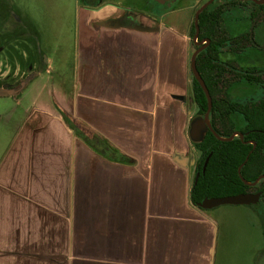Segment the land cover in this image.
<instances>
[{"label":"crops","instance_id":"crops-1","mask_svg":"<svg viewBox=\"0 0 264 264\" xmlns=\"http://www.w3.org/2000/svg\"><path fill=\"white\" fill-rule=\"evenodd\" d=\"M181 11L81 10L71 103L56 105L133 163L100 157L57 108H36L0 165V264H216L218 222L190 202L196 165L175 160L197 161L194 21L165 22Z\"/></svg>","mask_w":264,"mask_h":264},{"label":"rangeland","instance_id":"rangeland-1","mask_svg":"<svg viewBox=\"0 0 264 264\" xmlns=\"http://www.w3.org/2000/svg\"><path fill=\"white\" fill-rule=\"evenodd\" d=\"M197 1L199 0H175L160 5L153 0H0V45L7 47L6 40L10 38L8 33L12 28L15 32L13 37L28 40L33 51L43 55L46 61L45 72L38 76L36 70H23L17 60L11 66L6 60L0 59L1 77H7L10 73L15 85L8 95L0 97V165L7 157L21 127L36 108L53 111L57 108L56 101L71 103V89L76 81L79 54V20L83 8L108 3L148 16H158L170 8H177L183 10L182 13L168 17L165 22L172 21L182 27L190 20L193 22L197 9L209 0H200L198 5ZM224 20L230 35L246 31L234 17L225 16ZM131 21L132 18L126 20L128 24ZM252 30L263 50L251 49L245 56L255 58L258 55L264 58V38L260 36L258 29ZM193 52L192 46L191 57ZM252 67L261 69L264 65L254 63ZM189 73L191 79L190 69ZM232 95L235 101H259L264 97V90L240 82L234 87ZM192 110L188 135L193 146L192 127L203 118L197 115L195 103ZM238 120L240 126H243L242 120ZM77 126L87 134L85 125ZM0 193L9 195L10 189L0 187ZM263 211V204L222 206L207 211L218 222L216 264H261V260H264Z\"/></svg>","mask_w":264,"mask_h":264},{"label":"trees","instance_id":"trees-1","mask_svg":"<svg viewBox=\"0 0 264 264\" xmlns=\"http://www.w3.org/2000/svg\"><path fill=\"white\" fill-rule=\"evenodd\" d=\"M227 4L239 3L230 1ZM223 9L224 7L214 10L209 8L200 15L198 41L210 40L211 43L198 55L197 69L213 101L210 122L215 132L225 139L241 133L244 139L235 137L233 141L221 142L209 130H206L200 141L193 142L197 161L190 202L194 208L203 212L207 211L200 209L199 205L205 199L256 193H262L261 202L264 206V180L260 181L256 187L246 185L242 180L252 184L264 176V99L258 102L233 101L230 98V90L237 80H245L259 86L264 85V69L238 71L233 60L223 59L224 49L236 51L235 47L228 48V46H233L238 41L229 36L225 29ZM123 24V22L119 23L121 26ZM195 34L196 28L193 22L191 37H195ZM245 37L246 35L243 38ZM192 44L196 46L194 42ZM190 90L197 108V115L204 118L208 111V99L192 72ZM57 109L75 136L97 155L110 162L133 163L132 159L115 148L107 139L99 135L89 137L69 119L64 111L58 107ZM238 119L242 120L243 126H240ZM208 159L209 163L204 173L203 169ZM242 166L240 176L239 169ZM262 230L264 232V228Z\"/></svg>","mask_w":264,"mask_h":264},{"label":"flooded vegetation","instance_id":"flooded-vegetation-1","mask_svg":"<svg viewBox=\"0 0 264 264\" xmlns=\"http://www.w3.org/2000/svg\"><path fill=\"white\" fill-rule=\"evenodd\" d=\"M99 1L101 2V0H99ZM173 1H175V0H169L168 3H172ZM209 1H211V0H209ZM209 1H205V3L209 2ZM225 1L230 2L231 0H216L207 9L212 8L214 10V9H221L222 7H224L223 12H225V13H224L223 18L225 16H232L237 20V22L239 21L241 23V25L244 21L248 20L250 25H249L246 33L241 32L239 34L232 36V35H230L228 28L226 26V22L224 20V25H225V29H226L227 33L229 34V36H231L234 39H237L238 41L236 44H233V46L232 45L228 46V48L229 47L230 48L235 47L236 51L232 52L227 48L224 49V54L222 56L223 59L224 60H233L235 62V66L238 69V71L239 70H244V71L254 70L255 68H257V67H252L254 63H260V64L264 65V58L259 57L258 55L255 58H249L248 56H245L246 53L249 54V51L251 49H258L259 51L263 50L259 46V44L257 43V41L255 39V34H254L252 28L254 30L258 29L260 31V36L262 38H264V7L257 5L253 1H245V2L235 1V2L239 3L237 5H228ZM102 5H104V4H102ZM102 5H100V6H102ZM88 6H91V5H88ZM199 8L197 9V11L199 10ZM194 20H195V18H194ZM132 21H134L133 18H132ZM11 24H13V23H11ZM11 29L12 28H10L11 32L8 33V34H10V38H8V40H6L7 41L6 42L7 47L0 45V59H2L4 61L6 60L11 66H12L13 61L17 60V62L19 63V65L21 66V68L23 70H27L28 72H33L34 70H36L37 75L41 76L43 74V72H45V70H46L45 58L43 57V55H40L36 51H33L32 46H30L28 43V40L23 39V38H19V37H18L19 39H17V37H13L12 35L15 32ZM245 35H246V37L243 38ZM193 40H194V37L192 38V42H193ZM197 42L202 43V44L200 46H193V44H192V46L194 48V52H196L198 49H201V48H204V50L202 51V52H204L210 46V44H207L206 40H203V41L197 40ZM261 69H264V68L261 67ZM1 76L2 75H0V89H4L7 93L8 92L10 93V91H12L14 86H15L14 83H12L13 79H11L10 73L7 77L2 78ZM240 82H246L250 86H254L258 89L264 90V85L259 86L257 84L249 83L245 80H239V81L237 80V82H235L232 89L230 90V98L233 101H235L234 97L232 95L234 87L237 84H239ZM263 99H264V97L261 98V100H263ZM249 100L254 101L253 99H249ZM261 100H259L258 102H260ZM256 194H258V193H256ZM259 204H263V203L260 201L257 205H259ZM261 214L262 213H260V215ZM263 259H264V256H263ZM261 264H264V260L263 261L261 260Z\"/></svg>","mask_w":264,"mask_h":264},{"label":"water","instance_id":"water-1","mask_svg":"<svg viewBox=\"0 0 264 264\" xmlns=\"http://www.w3.org/2000/svg\"><path fill=\"white\" fill-rule=\"evenodd\" d=\"M154 2L160 4V5H166L169 0H153ZM216 0H211L207 3H205L203 6L199 8V10L196 12L195 15V20H194V25L196 28V34L194 37L193 42L195 43L196 46H200L202 43H198V37L200 34V28H199V20H200V15L209 7L211 6ZM231 1H253L257 5L263 6L264 7V0H231ZM207 44H210V40H206ZM204 50V48L198 49L196 52L193 53L191 57V62H190V70L193 74V76L196 78V80L200 83L201 87L203 88L207 99H208V111L204 118L202 120H198L197 122L194 123L192 130H191V138L193 142H198L200 141L206 130H209L215 137L221 142H230L233 141L235 137H240L242 140L244 139V135L241 133H236L234 134L231 138L225 139L221 138L213 129L211 122H210V115L212 112L213 108V101L211 98V95L209 93V90L202 79L198 69H197V57L198 55ZM8 95V93L4 89H0V97H4ZM205 130V132H204ZM254 148H256V145L253 143ZM175 160L178 164L182 165L183 167H189V166H195L196 165V160H192L189 157H183V156H176ZM209 159L206 161L203 172L205 173L206 168L208 166ZM243 166L239 169V175L241 176V170ZM199 175L197 176L198 179ZM196 179V180H197ZM243 182L246 185L256 187L260 181L264 180V176L260 177L255 183H248L246 180L242 179ZM262 193L258 194H246V195H238V196H233V197H225V198H218V199H205L203 203L199 205V208L205 211H211L216 208L222 207V206H252V205H257L261 201Z\"/></svg>","mask_w":264,"mask_h":264}]
</instances>
